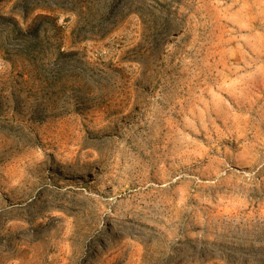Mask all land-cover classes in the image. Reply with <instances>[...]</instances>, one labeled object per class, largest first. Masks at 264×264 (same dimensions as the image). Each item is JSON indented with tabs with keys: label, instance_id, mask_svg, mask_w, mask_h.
Listing matches in <instances>:
<instances>
[{
	"label": "rangeland",
	"instance_id": "1",
	"mask_svg": "<svg viewBox=\"0 0 264 264\" xmlns=\"http://www.w3.org/2000/svg\"><path fill=\"white\" fill-rule=\"evenodd\" d=\"M0 264H264V0H0Z\"/></svg>",
	"mask_w": 264,
	"mask_h": 264
}]
</instances>
